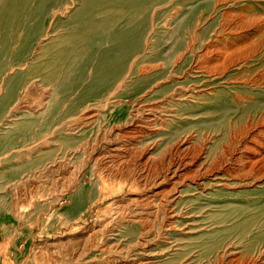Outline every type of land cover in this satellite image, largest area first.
Returning a JSON list of instances; mask_svg holds the SVG:
<instances>
[{
  "label": "rangeland",
  "instance_id": "obj_1",
  "mask_svg": "<svg viewBox=\"0 0 264 264\" xmlns=\"http://www.w3.org/2000/svg\"><path fill=\"white\" fill-rule=\"evenodd\" d=\"M59 4L63 14L48 28L67 48L80 26L121 36L133 23L120 17L139 13L135 47L145 53L129 69L144 72L117 90H80L28 129L0 123V264H264V162L252 171L261 154L244 149L264 133V0ZM95 11L116 24L92 26ZM221 59L230 62L225 70H211ZM69 61L66 69L84 67ZM45 76L53 90L57 81ZM6 81L2 67L0 92ZM42 99L31 83L28 112ZM89 113L98 114L90 121ZM263 135L254 146L262 152ZM178 164L205 172L153 194L150 181Z\"/></svg>",
  "mask_w": 264,
  "mask_h": 264
},
{
  "label": "bare ground",
  "instance_id": "obj_2",
  "mask_svg": "<svg viewBox=\"0 0 264 264\" xmlns=\"http://www.w3.org/2000/svg\"><path fill=\"white\" fill-rule=\"evenodd\" d=\"M59 3L60 0H0V69L4 67L7 78L6 86L3 91L0 92V123L2 124L3 130L17 129V131H21L26 128L28 129L30 121L32 122L33 119H35L32 117L40 116L45 111H47V109L49 112L52 110V108L57 110L63 109L62 107L69 105L72 97L75 96L76 93L78 94L80 90L91 91L94 89L97 91L100 89L106 92L111 87V83H113L115 89L117 90L119 87H122L130 82L135 76H142V73L144 72L139 70L131 71L129 69L130 66L133 63L136 64L138 60L141 59V56H144L145 53V49L136 50L135 47V45L137 46V43L135 44V42L141 37L139 35L140 27L137 26V19L140 17L139 13H135L132 17H128L127 14H123L120 17L121 20L125 18L130 19L133 23V25H131L128 30L123 29L124 31L121 36L113 35L111 32H108L104 35H96L93 29H89L87 26H80L78 28V34H80L78 41H72L70 47L67 48L64 41L58 38L60 31L57 29L50 30L48 28V26H50L49 21L57 19L63 14V12L59 10V7H61L62 4L60 5ZM50 4H52L54 7L49 8ZM53 4H56V6ZM108 13L109 12L95 11L93 13L95 21L92 23V26L106 24V31H109V29L116 24V20L109 17ZM84 15L85 12H79L78 18H81ZM38 29H41L43 32L35 34L36 30ZM49 31L52 33L50 34ZM80 48L82 49L80 50ZM76 57H80V60L76 59ZM227 58L229 57H225V59ZM67 61L74 65L81 61V65H84V67L66 69ZM229 63V60H227L226 63L225 60L221 59L216 64H210L212 67L211 70H218V72L221 73L225 70ZM232 65L237 68L240 67L241 62L235 61L232 63ZM46 74H49L48 77H50L51 80L57 81L56 87H53V99V90L52 87L46 83ZM81 77L82 79L80 80ZM41 81H43L45 84H43ZM254 81L255 80L252 79L251 83L256 85ZM33 82H36L41 87L43 99L41 102L39 101L36 105V108L33 109L34 113H30L28 112V108H31L30 106L32 104L29 105V100H26V96L29 94V85ZM152 86L153 85L149 83L141 88L140 91H142V94H147L152 90ZM183 95H185V93ZM238 98H242V96H239ZM231 100L233 99L231 98ZM32 102L34 101H31V103ZM33 104H35V102ZM90 106L91 104H87L85 108L88 109ZM17 108H19L18 113H12ZM7 114L8 117L6 118ZM96 114L89 113L86 117L88 120L92 121ZM4 120L6 121L4 122ZM257 124H259V122L252 123V130H256L255 128L257 127ZM228 125L231 128L232 122L228 121ZM256 134L262 135L264 133L258 130L257 133L252 134V138H250L248 143L244 145V149L250 150L253 152V154H261L259 158H256L252 161V171H254L255 166L260 167V164L264 162V152L254 147L258 145L260 146V140ZM118 148V146H113L110 148V150L119 151ZM204 163L205 162H202L200 165H198V168L205 166ZM185 165H175L167 170L163 176H161L162 174L160 177L156 175L155 180L150 181L152 182L153 186L156 184L154 186L155 188L153 194H157L159 192V188L164 184H182L190 177H193V175H196L195 172H198L197 175H202L205 172H199L196 170L194 173H191L186 169L187 166ZM254 173L255 172H252V177L253 175H256L255 177L261 175L259 174L260 172L257 174ZM215 178L218 180L224 179L222 176H216ZM196 181L197 183H201L199 182V178H196ZM139 188L137 187L136 189ZM168 190H170V188ZM163 194L164 193H162V196L160 197H163ZM81 201L82 199L77 197L72 208L74 207L75 209L78 207ZM132 221L134 220H131V222ZM151 254L153 253L148 252L147 255Z\"/></svg>",
  "mask_w": 264,
  "mask_h": 264
}]
</instances>
